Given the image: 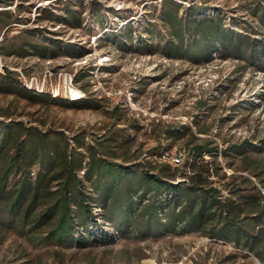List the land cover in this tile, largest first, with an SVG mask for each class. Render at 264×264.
I'll list each match as a JSON object with an SVG mask.
<instances>
[{"label":"rangeland","instance_id":"1","mask_svg":"<svg viewBox=\"0 0 264 264\" xmlns=\"http://www.w3.org/2000/svg\"><path fill=\"white\" fill-rule=\"evenodd\" d=\"M176 1L183 16L189 6L201 12L203 8L206 16L219 12L227 25L241 31L258 29L250 30L263 37L264 21L252 15V0ZM164 2L16 0L7 6L0 1L4 70L23 72L26 78L19 76L23 84L59 98L33 103L0 91V111L7 113L0 118L9 121L10 114L28 125L63 130L72 147L88 154L73 138L83 136L100 157L123 165L137 163L146 169L164 162L178 165L180 180L194 171L185 162L193 160L190 151L196 135L219 147L218 161L226 176L212 173L211 178L225 196H232L233 174L249 176L264 192V69L220 51L204 62L167 54L164 44L170 35L160 19ZM3 11L11 14L10 21L2 19ZM50 13L53 20L47 18ZM126 22L132 23L129 29L136 40L153 35L156 46H129ZM25 41L46 46L55 42V53L45 57L9 53ZM168 130L174 135L168 137ZM111 134L117 141L104 152L96 140ZM233 144H244L245 155L263 171L261 181L244 170ZM224 149L235 156L225 157ZM181 153L182 161L176 163L174 158ZM242 184L245 192L251 191L250 184ZM109 228L116 235L113 241H78L77 234L74 243L35 244L21 231L5 227L0 233V264H262L250 251L202 231L153 230L142 235V228L132 223L124 235Z\"/></svg>","mask_w":264,"mask_h":264},{"label":"trees","instance_id":"2","mask_svg":"<svg viewBox=\"0 0 264 264\" xmlns=\"http://www.w3.org/2000/svg\"><path fill=\"white\" fill-rule=\"evenodd\" d=\"M0 1L8 6L16 0ZM180 9L176 0H165L162 8L160 19L170 35L164 44L167 54L204 62L220 51L264 69V34L258 38L251 31L258 29L238 30L227 25L221 13L206 16L196 6H189L186 16ZM6 11L2 19L10 21ZM250 11L263 22L264 0H252ZM47 18L53 20V14ZM125 24L128 29L133 26ZM125 36L129 46H156L153 35L136 40L129 29ZM54 45L25 41L9 53L45 57L55 53ZM0 91L33 103L59 100L49 92L29 88L17 70L8 67L0 72ZM8 115L9 121L0 118V233L2 228H15L35 244L74 243L77 234L78 241H113L116 235L110 225L126 235L135 223L142 235L153 230L158 234L202 231L250 251L264 264V192L249 176L233 174L232 196H225L211 178L212 173L223 177L226 173L218 161L219 147L208 139L194 135L193 160L185 162L194 171L180 180L178 165L164 162L149 169L137 163L123 165L100 157L97 147L86 145L85 137H73L78 147H86L85 154L71 146L65 131L45 130ZM167 133L174 135L170 130ZM115 140L111 134L96 141L108 152ZM230 147L242 156L244 170H251L261 181L263 171L245 155L244 144ZM222 152L225 157L235 156L227 149ZM242 182L250 184L251 191L245 192Z\"/></svg>","mask_w":264,"mask_h":264},{"label":"built area","instance_id":"3","mask_svg":"<svg viewBox=\"0 0 264 264\" xmlns=\"http://www.w3.org/2000/svg\"><path fill=\"white\" fill-rule=\"evenodd\" d=\"M2 71H4V63L0 60V72H2ZM20 71V70H19ZM19 76L21 77H25L26 78V75L23 73V72H21L20 74H19ZM28 87L29 88H33V86L31 85V86H29L28 85ZM38 91H42V90H39L38 89ZM70 94L73 96V97H79L80 95L79 94H74V93H72V92H70ZM174 161L176 162V163H180L181 161H182V153L181 154H179L178 156H176L175 158H174Z\"/></svg>","mask_w":264,"mask_h":264}]
</instances>
